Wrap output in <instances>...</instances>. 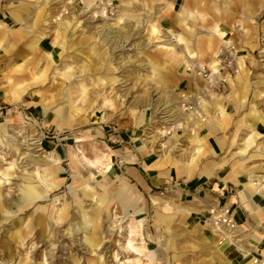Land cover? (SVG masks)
<instances>
[{"label": "rangeland", "instance_id": "1", "mask_svg": "<svg viewBox=\"0 0 264 264\" xmlns=\"http://www.w3.org/2000/svg\"><path fill=\"white\" fill-rule=\"evenodd\" d=\"M35 1L39 7L43 5V22H46L45 27L51 30L48 36L41 40L42 43L52 42L56 28V23L53 22L55 16L61 15L62 20H68L74 25L79 24L74 39L70 41L71 44L75 43L74 51L69 54L72 57L70 62L74 61L72 65H77L79 68L74 70L73 76L67 81L56 78L53 69L50 68L44 82L40 86H35L33 81L36 76L33 67L26 66L21 73L17 72V68L8 69L9 60L5 59L0 51V124L6 125L8 116H11L9 125L6 126L8 133L0 135L1 195L8 200L16 199L19 192L15 184L20 183L21 178L26 174L40 172L39 166L28 163V159H40L44 154L36 151L34 146L29 147L31 150H26V144L29 142L26 136L35 137L38 132L41 134L40 149L46 152L53 151L60 158V171L56 176L60 185L56 191L47 195L45 201L32 205L28 209L29 213L38 205H46L54 216L63 205H67L69 215L63 221L57 220L55 215L51 221L53 230L57 228L55 235L50 233L45 238L43 246L36 241L28 242L19 250V256L27 260L34 251H37V257L31 258L36 264H98L99 262L146 264L144 256L147 252L154 253L155 247L159 249V246L165 247L168 244L174 223L171 217H175L173 214L183 206L175 202V197L169 188L150 187L143 190L129 177L126 168L130 167L132 158L141 146L144 147L142 150L144 154H152L160 160L161 157L169 156L173 159L183 158L190 161L194 146L189 135L195 131L202 137L207 133L206 126L209 123H218L221 115L217 106L228 108L227 125L219 128L215 133L220 137L223 145V153L220 157L229 159L231 163L238 160L235 153L240 148V140L247 135V131L238 130V139L233 145H230L229 133L233 134L235 124L245 115L250 104H254L261 113H264V99L252 98L255 86L252 83L259 84L264 81V0H247L248 5L245 6L235 4L237 0H227L232 3L228 7L212 6V1L222 3L224 0H190V2L188 0L186 2L189 3L188 7H183L185 0H128L129 5L121 0H73L72 3H68L67 0H48L46 3L45 0ZM35 1L0 0V21L12 28L18 27L8 18L11 8L32 7ZM192 2L197 3L193 5ZM169 5L174 7H168ZM183 9L187 13L181 16ZM102 10L105 12V17L101 14ZM101 27L109 32V37L99 35ZM152 28L159 30L168 39L173 38L170 41L179 54H182V51L185 53L183 45L176 46L177 36L182 29L192 30V35L186 40L194 47L196 46L194 42L199 40L205 41L203 43L206 47L205 39L208 37L205 36L213 38L218 50L222 47H233L235 65L238 67L236 62L239 58L243 61V70L247 76L243 79L251 84L250 90L245 94L242 81L237 79L240 76L239 67L238 73L227 74L226 83L223 85L209 86L200 80H194L187 72L190 77L185 75L184 63L176 65L166 52L157 48L158 44L155 43L157 40L152 35ZM214 28H218L219 32L223 33V41L214 34ZM79 41H82L80 45L77 44ZM42 46L46 51H51L58 68L59 48L56 46L50 48L47 44ZM89 47H94L97 54H80ZM75 51L81 52L74 53ZM23 60L18 61L19 64ZM150 61L158 65L164 82L155 83L152 80ZM111 78L115 81H109ZM181 79L185 80L181 81ZM80 80L87 84L94 106L100 104L101 99L107 98L113 102L115 109L108 113L107 119L103 122L100 119L101 112H95L93 116L91 106L77 102V115L74 114L76 124L57 128L61 121L54 120L52 109L46 114L43 113L41 104L45 103H41L36 95L42 94L46 100L54 96L55 103L51 108L63 106L69 116L68 105L63 97L64 92L69 89L72 100H76L77 93L74 92V88L80 84ZM229 80L234 83V87L230 86ZM183 92L191 93L195 98L200 97V104L194 113L196 119L193 114H181L176 117L174 125L164 126L163 106L176 105L178 94ZM12 93H19L22 100L12 102L8 97ZM243 95L246 97L244 103L241 100ZM204 103L208 108L207 115L203 114ZM236 106L239 110L235 112ZM135 113L136 117L133 116ZM142 115L143 121L139 124L138 118ZM201 117L205 121L201 123L203 127L197 129L199 123L197 120L201 122ZM245 120L250 123L254 118L246 116ZM94 130L103 131L106 137L93 134ZM167 131H171L169 135H166ZM261 135L264 136V131ZM256 142L261 146V155L243 163L240 173L246 177L248 172L259 176L264 173V139H258ZM55 145L57 151L53 149ZM80 152L91 162L97 157L108 155L109 171L103 174L104 166L97 164L93 167L87 164L82 160ZM26 153H30L33 157H26ZM101 162L106 163L105 159ZM202 165L204 164L198 163L192 174H199L198 170L203 167ZM9 168L13 172L12 176L3 177L1 172ZM117 176L123 177L131 186L134 195L138 196V207L134 208L140 209L141 212L123 220L121 209L111 201L107 211H103L97 220L98 228L95 234L97 246L91 251L84 244L81 234L68 230L75 197L82 199L80 189L87 180L95 196L106 194L111 198L118 187V182L115 180ZM82 201L85 210L89 211L91 206H95L94 200L90 198ZM128 210L132 214L133 210ZM24 212L14 208L6 215L17 219L23 216ZM135 219H141L142 225L139 235L131 238L136 247L141 241L144 243L146 251L141 253L121 249L122 243L125 242L126 237L128 238L127 226L133 224ZM113 220H116L117 224ZM17 260L9 262L0 252V264H16Z\"/></svg>", "mask_w": 264, "mask_h": 264}, {"label": "bare ground", "instance_id": "2", "mask_svg": "<svg viewBox=\"0 0 264 264\" xmlns=\"http://www.w3.org/2000/svg\"><path fill=\"white\" fill-rule=\"evenodd\" d=\"M35 1V0H32ZM48 0H45L46 3ZM68 3H72L73 0H67ZM188 0H185L184 6L186 7L189 5L187 4ZM121 2L127 3L129 5L128 0H121ZM190 2V0H189ZM247 0H237L235 4H239L241 6L248 5ZM36 1L33 3L32 7H12L11 11L9 12L12 19L18 23L17 28H11L7 24H5L3 21H0V51L6 55L9 54L10 51L14 49V43L13 40L19 38L21 35H26L28 37L27 41L24 45V51L27 52L28 57H25L23 62L17 65V72L21 73V70L23 71L24 68L27 66L33 67V71L35 72L36 78L33 81V84L35 86H40L41 83L44 82L45 76L47 71L52 68L53 74L56 78H58L61 81H67L73 76L74 70L76 68L78 69L79 66H73L72 63L74 61L70 62L72 60V57L69 55L71 52L74 51V44L70 43L74 39V33L77 27H79V24H72L68 20H62L61 15H57L54 17V21L56 23V28L53 32V38L51 42V46L58 47L59 53L58 57L60 60L59 67L57 68V65L54 63V59H52V55L50 52L46 51H40L39 48V42L43 39H45L48 34L51 32L47 27H45L46 22H43L44 20V7L40 5L35 4ZM197 2H192L193 5H195ZM45 5V4H44ZM87 7L89 4H86ZM201 5V4H200ZM199 5V6H200ZM224 5L225 7L231 6L232 3L224 0L222 3H217L212 1V6H220ZM198 6V4L196 5ZM168 7H174L172 5H169ZM188 7V6H187ZM186 10L183 9L181 11V16L185 15ZM102 16L105 17L104 10L101 11ZM95 16V14H94ZM74 25V26H73ZM108 31L101 27L99 29V35L102 34L105 38L108 36ZM214 34H216L217 38L220 39V41H223V33H220L218 28H214ZM152 35H154V38H156V42L158 44L157 48H159L162 52H166V54L176 63V65L184 63L186 65L184 74L187 75L186 70L189 65L196 64L198 67L207 66L210 68L212 73L218 72L217 62L214 59V57L217 55V47L216 43H214L213 38L210 36L205 40H207V44L205 47V44L203 40L196 41V46L194 47L186 38L188 39L189 36L192 35V30L188 29H182L181 33L177 36V45H183L185 49V53L182 54L176 53L175 51V45L172 44L170 41L173 38L168 39L166 36H164L159 30H156L155 28H152ZM121 37V35H120ZM82 41L77 42L78 45H80ZM222 43H229V42H222ZM197 45L199 47H197ZM193 46V47H192ZM81 52V51H80ZM79 51H75L74 53H80ZM91 54L94 53L97 54L96 49L94 47H89L86 49V51L81 52L80 54ZM36 54V55H35ZM212 56V59H211ZM239 67V73L240 76L237 77V79H240L244 85V93L246 94L247 90H250V83L246 81L247 78L246 73H244V67H243V61L239 58L238 62H236ZM151 73H152V80L157 82H162L164 80L163 75L160 73V69L158 65L155 62H149ZM236 67V69L238 68ZM16 73V71H15ZM238 73V72H237ZM189 76V75H187ZM190 77V76H189ZM243 77L245 79H243ZM227 79V77H226ZM194 80H197L194 78ZM81 82L83 80H80ZM102 81V80H101ZM107 82L108 80H104ZM109 81H115V79H109ZM80 84H77L76 88H74V92L77 93L76 100H72L71 93H69V89H66L64 92V99L67 102L68 105V111L70 112V115L67 116L65 113V108L63 106H54L51 108V105L54 102V96H50L49 99L46 100V97L42 94H37L36 96L39 98L41 103V106L43 107V113L46 114V112L52 109V114L54 116L55 121H61L58 123L57 128H62L64 126H72V123L76 124V120L74 119L77 115L78 109L76 108L77 102H84L87 106H91L93 108V116H95V112H101V121H105L107 119L108 113L113 112L115 109V105L113 102L107 98L101 99L100 104L94 106L93 101L90 97L87 84H84L82 82ZM164 82V81H163ZM100 83V82H99ZM230 86L234 87V83H231V80H229ZM254 90H253V99H264V90L263 85L264 81H261L256 84H253ZM12 100V102H17L19 100H22L20 97L21 95L18 93H12L9 96ZM72 100V101H71ZM242 102H246L245 95L242 96ZM48 101V102H47ZM50 104V105H49ZM206 103L203 104L202 110L203 114H208V108ZM175 104L172 106L174 107ZM175 111L178 115L179 112L177 111V106L175 107ZM174 110V109H173ZM217 110L219 114L221 115L218 123L212 124L209 123L206 128L208 130L207 135L205 136H198V132L192 131L190 136V141L194 146V150L190 156V171L188 172V175L190 176L194 170H196L197 164L201 162L202 159L207 158V152H206V138L210 135H212L215 131H217L219 128H223L226 125L228 116L226 115L224 109L222 106H217ZM72 114V115H71ZM136 113L133 114V116L136 117ZM171 114V116H173ZM176 115V116H178ZM194 115V114H193ZM251 117L254 118V122H258L261 124V126L264 128V113H261L254 104H250L245 115L235 124V130L230 138V145H233L236 143L238 139V130L244 129L247 131V135L240 140V148L237 149L235 155L236 159L238 157V160H236V164L233 163V165H237L238 171L243 169L242 165L244 162H249L255 157H259L261 155V146L256 142L258 139H264V136L261 135L257 131V129L254 126H251L246 120L245 117ZM194 118L196 119L195 115ZM176 119V117H175ZM202 119V117L200 118ZM11 120V116L9 115L6 120L5 124H0V135H5L8 133L6 126L9 125V122ZM139 124L143 121V115L139 116L138 118ZM197 124V129H200L203 127L201 124L203 120ZM180 126V125H179ZM162 134L165 132H161ZM27 141L28 144H26V150H31L29 147L34 146L33 148H36V151H40L43 155L40 159H28V163H34L35 165H38L40 168V172H31L30 174H26L21 178L20 183H16L15 186L18 188V197L11 198V199H5L1 195L0 191V252L3 253V257H6V259L9 262L16 261V264H36L35 262L31 261L32 259H35L37 257V251H34L33 254H31V258H28L27 260H24L22 257L19 256V250L27 244L30 241H36L37 243H41L42 246L45 244V238L50 234L53 233L55 235L57 228L53 230V224L51 223L52 218L55 217L59 221H63L69 217L67 210L68 206L63 205V207L58 210L57 213L54 214V216L51 214V211H49L48 207L46 205L44 206H37L36 209L33 212L29 213V208L36 204L37 202H43L45 201L48 194L56 191L59 188L60 183L56 180L57 173L60 171V158L53 153V151L46 152L42 151L39 147V142L41 139V134L36 133V136L29 137L28 135ZM15 138V137H14ZM29 138V139H28ZM149 139V137L147 138ZM145 141V140H144ZM239 145V144H238ZM78 148V147H77ZM79 149V148H78ZM141 150L144 149L143 146L140 147ZM264 149V148H263ZM264 151V150H263ZM79 153V152H78ZM26 157H33L30 155V153H26ZM77 156V155H75ZM80 156H82V160L86 161L87 164L95 167L97 164L104 166L103 168V174L105 172H108L110 169V160L108 155H102L101 157H97L95 161L91 162L89 161L85 156H83V153L80 152ZM105 159V164H103L101 161ZM161 161L164 165H169L170 161L173 160L169 156L161 157ZM242 161V162H240ZM187 168V167H186ZM188 171V169H187ZM241 172V171H240ZM210 171L209 168H205L203 171L199 172V174H207L209 175ZM247 175V183L244 185L246 189H249L252 192H256L255 186L261 185V183H264V177H261V175H255L254 173L248 172ZM13 172L9 169L3 170L1 172V175L3 177H9L12 176ZM94 176V175H93ZM118 182V187L116 189V192L114 195L109 198L106 194H101L95 196V193L93 191V188H91L87 184V180L82 184L80 189V197L82 199L90 198L91 200H94L95 206H91L90 210H85L83 207V201L82 199H79L75 197L74 204H73V210L70 214L71 221L68 226V230L71 229L74 232L81 234L83 237V242L86 245V247L89 250H94L97 246V242L95 240V234L97 232L98 224L97 220L102 214L103 211H107V207L111 201H114L116 205L121 209L123 213V220L128 219L131 216L137 215L141 212L140 209L136 210L137 208H134L135 206L138 207L139 198L138 196H135L131 186L125 181L123 177L117 176L115 178ZM103 187V186H102ZM95 196V197H94ZM16 208L19 212H24V215L21 217H18L17 219L7 216L11 210ZM128 209L133 210L132 214ZM121 219V221H122ZM121 221L119 223H121ZM117 224L116 220H113ZM142 225V220L135 219V222L133 224H128L127 231H128V238L126 237V240L121 245V249H129L137 253L146 251L144 247V243L141 241L139 246H134L132 242L133 236L139 235V230ZM2 229V230H1ZM212 231L215 235H217L220 232V226H212ZM227 234V233H226ZM233 235L231 233L228 234V239L226 241L231 243H236L237 247L243 251L244 254L246 252L242 249V246L240 245L239 241L232 240ZM18 252V253H17ZM144 259L146 261V264H154L156 262L155 253L153 252H147L145 254ZM43 261V260H41ZM45 261V260H44ZM89 264V263H87ZM98 264H104L102 262H99ZM249 264H252L250 262Z\"/></svg>", "mask_w": 264, "mask_h": 264}, {"label": "crops", "instance_id": "3", "mask_svg": "<svg viewBox=\"0 0 264 264\" xmlns=\"http://www.w3.org/2000/svg\"><path fill=\"white\" fill-rule=\"evenodd\" d=\"M8 16L13 24L18 25L10 14ZM26 37L21 35L14 39V49L4 55L9 60L8 69H15L18 61L28 57L24 51ZM42 44L52 48L49 41H40V51H46ZM47 51L51 53L50 50ZM51 55L54 59L53 54ZM227 109L224 111L228 116ZM238 110V106L234 107L235 112ZM249 124L259 133L264 131L261 124L254 120ZM94 133L104 136L103 131L94 130ZM215 133L216 131L206 138L208 155L205 160L202 159L201 163L204 165L198 170L201 172L209 168V175L189 176L188 160L172 158L169 165H164L158 157L146 155L140 148L132 158L130 167L126 168L129 177L143 190L150 187L169 188L175 202L183 206L173 214L175 217H171L174 223L168 244L165 247L159 246V249L155 247L154 264H249L254 257L264 260V192H252L244 187L247 177L240 171L237 172V165H233L236 161L231 163L229 159L220 157L223 145ZM229 135L230 139L232 134ZM56 147L57 145L54 146V151H57ZM222 207L231 212L237 225L235 241H239L246 254L236 243H220L219 237L213 233L208 213L211 209Z\"/></svg>", "mask_w": 264, "mask_h": 264}, {"label": "built area", "instance_id": "4", "mask_svg": "<svg viewBox=\"0 0 264 264\" xmlns=\"http://www.w3.org/2000/svg\"><path fill=\"white\" fill-rule=\"evenodd\" d=\"M234 50L233 47H222L218 50L217 55L214 57L215 61L217 62L218 72L212 73L209 67L203 66L198 67L196 64L189 65L187 67L186 72L190 74L193 78L200 80L204 82L206 85H223L226 83V77L227 74L232 72L233 74L237 73L236 65H235V59L232 51ZM227 71V73L225 72ZM200 97H193V94L191 93H179L178 94V103L172 106L173 104H167L163 106V123H165L164 126L170 127L171 125H174L175 123V117L178 115L175 111V107L177 106V111L179 114L188 115V114H194L196 112V107L200 104L199 102ZM174 109V110H173ZM171 116V114H173ZM196 115V114H194ZM203 122L205 121L204 118L200 119ZM171 131H167L166 135H169ZM261 177H264L261 175ZM256 191L258 192H264V183H261L259 186H255ZM210 225L220 226V232L217 234L219 237L220 243L222 242H228L226 241L228 239V234L231 233L234 237H232V240L235 238V233L237 230V225L233 220L231 212L227 208H219V209H211L208 213ZM227 233V234H226ZM231 243V242H230ZM252 264H264V260L259 257L251 258Z\"/></svg>", "mask_w": 264, "mask_h": 264}]
</instances>
